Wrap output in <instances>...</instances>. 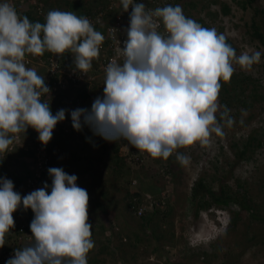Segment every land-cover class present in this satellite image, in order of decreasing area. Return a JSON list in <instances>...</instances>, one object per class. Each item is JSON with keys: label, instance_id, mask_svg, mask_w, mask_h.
I'll use <instances>...</instances> for the list:
<instances>
[{"label": "clouds", "instance_id": "1", "mask_svg": "<svg viewBox=\"0 0 264 264\" xmlns=\"http://www.w3.org/2000/svg\"><path fill=\"white\" fill-rule=\"evenodd\" d=\"M120 3L123 12L131 6L121 48L123 61L107 64L103 95L93 100L90 109L84 104L53 114V100L42 99L51 89L41 72L26 66L25 57L42 56L46 51L57 55L70 52L74 69L87 73L93 60L99 59L105 37L87 17L75 12L50 10L44 23L32 22L8 0L0 2V155L5 157L14 141L28 132L24 148L31 151V142L36 148L44 145L49 163L62 167L66 165L60 163L64 154L58 146H51L53 133L60 130L76 137L87 126L95 136L118 145V140H126L153 158L166 160L176 152L177 161L186 165L190 157L178 149L195 142L209 145L213 133L223 136L224 127L233 126L231 110L218 101L220 81H230L234 63L251 70L260 62L261 52L245 51L237 56L224 34L186 17L182 7L171 0L155 10H146V5L136 0ZM154 18L162 20L168 35L158 31ZM85 85L90 92L92 88ZM66 112L71 122L53 131L65 120ZM117 152L128 163L119 148ZM61 167L47 169L52 178L50 192L44 182L43 187L23 197L28 178L20 194L11 179L0 176V247L15 227V211L22 206L34 214L29 225L32 241L14 249L5 264H88L87 253L94 248L88 222L89 194L77 185L76 175ZM155 200L152 207L157 196ZM143 203L142 212L148 207Z\"/></svg>", "mask_w": 264, "mask_h": 264}, {"label": "rangeland", "instance_id": "2", "mask_svg": "<svg viewBox=\"0 0 264 264\" xmlns=\"http://www.w3.org/2000/svg\"><path fill=\"white\" fill-rule=\"evenodd\" d=\"M8 2L15 7L27 2L40 6L43 4L44 9L58 0H8ZM171 2L174 6L180 5L186 17L194 19L205 28H215L218 33L230 38L237 46V55L245 51L249 53L260 51L261 59L258 64L252 66L251 70H243L234 63L237 83L241 85V91L237 96L243 101L240 103L234 100L229 107L235 123L230 128L224 127L223 136L213 133L209 145L195 142L178 149V152L190 157L188 164L181 165L174 152L166 160L153 158L147 153L140 163L132 165L128 161V163L124 162L123 166H119L112 162L114 142L106 141L103 148L99 136H95L91 144L89 154L92 158L79 154L81 151L76 152L81 156V163L85 166L83 171L78 165L75 170L76 174H83L82 178L85 179L79 187L86 189L89 194L88 222L92 224L91 239L94 241V248L87 253V262L88 264H264L263 222L251 218L249 212L240 210L235 204L225 206L212 204L209 207L211 210L199 209L196 214L197 199L192 200L190 197L192 187L198 180H202L205 186L211 187L216 192L219 191L220 185L234 190L237 184H240L253 211L259 216L264 215V143L262 146L255 145L245 149L244 155H237L243 150L242 142L248 138L250 132L253 130H256L257 134L264 132V49L248 35L251 11L242 9L233 0H171ZM223 4L229 7L228 13L222 12ZM257 5L264 8V0H257ZM42 14L47 15V13ZM220 82L222 86L227 84L223 80ZM222 92L223 87L218 101L224 96ZM97 96L91 91L86 93L88 98L84 100L86 108L90 109ZM64 99L68 100V97ZM61 108L67 109L61 102H57L51 111L55 114ZM74 108L81 106L75 104ZM65 115V120L58 122L53 131L58 125L66 126L71 122L69 112ZM68 126L70 129L71 124ZM76 137L77 142H75L79 147L82 145L80 131L76 133ZM25 139H21V147L25 146ZM19 146L12 145L13 149L10 147V151ZM6 155L5 157L0 155V165L2 159L9 161L10 164L13 163ZM108 159L109 162L111 160L109 166L105 164L108 163ZM149 164L156 167L152 168L154 173L150 170L146 172V175L148 173L152 175V181L140 182L134 174L141 169L139 174L144 175ZM163 164H169L171 174L167 173L161 177L158 174V165ZM130 165L133 170L127 174L125 168ZM117 170L123 171L124 174H116ZM51 180L50 176L43 178L41 173L36 189L43 187L44 182H47L49 185L47 191L50 192ZM140 185L157 187L153 189L151 195H146L148 207L144 209V214L154 208L149 206L150 202L156 201L155 196L163 201L162 206H158L162 218L159 224L162 227L161 229L157 227L158 229L152 233L142 231L141 216L126 205L127 188L135 192L142 191ZM100 191L103 192L102 195L99 194ZM235 211L239 212L238 221L230 228ZM24 213L23 208L15 211L14 220L26 224ZM220 222L227 223L226 227H222L223 224Z\"/></svg>", "mask_w": 264, "mask_h": 264}, {"label": "trees", "instance_id": "3", "mask_svg": "<svg viewBox=\"0 0 264 264\" xmlns=\"http://www.w3.org/2000/svg\"><path fill=\"white\" fill-rule=\"evenodd\" d=\"M235 1L242 9H250L251 11V16H250V24L248 25V30L247 32L249 33V37L253 40V41H257L258 44L263 47L264 49V8H261L257 5V0H233ZM58 3V5H57ZM20 5V4H19ZM15 7L17 12L22 15V16H27L29 18L30 21L32 22H40V23H44L45 22V18L46 16L42 13H48L50 10H61V11H72L75 12L78 16H86V15H91L96 11L99 10H104L107 7V2L106 0H58V2L55 3H50L48 7L46 8H42L43 4L37 5V4H32L29 2H27L26 4L20 5V6ZM39 7V8H38ZM18 8H20L18 10ZM222 12L223 13H228L229 12V7L226 6L225 4L222 5ZM227 38V43H229L230 45H232V47L236 50V54H237V46L233 43V41ZM48 52L46 51L41 57L42 59L45 61V63H47V57H48ZM238 56V55H237ZM66 60L61 59L60 62H64ZM41 75H45L47 76V73L45 74V66H42L40 69ZM43 75V76H44ZM236 72H234V74L232 75L231 79H230V83L227 82V84H230V89L228 87L227 84H224L223 87V94L224 96H222L219 101L221 105H226L227 108L229 109L230 105H232V103L234 102V100L236 102H242L238 99L237 93H240V87L241 85L238 82V80L236 79ZM56 76H58V74H56ZM55 76V77H56ZM54 77L52 76L50 78V82L52 83L54 81ZM235 83V84H233ZM75 91V92H74ZM92 93L95 94V87H92ZM86 93H88V89L86 91V87L84 86H76V87H70L66 90H56L54 92V94L51 97H55V99L52 98V103H50V108L51 110H53V105H56V100L57 102H61L62 104H65L63 106H65L67 109H69V112L72 109H75V104L81 106L84 105V100H87L86 97ZM60 95L62 96V98L60 97ZM65 97H68L67 99H64ZM57 98V99H56ZM238 99V100H237ZM72 108V109H71ZM219 118V116H218ZM30 133H34L33 130L30 131ZM259 134L261 132H258ZM257 134L256 130H253L252 132H250L248 138L242 142V145L244 146L243 150H241L237 155L241 156L245 154V149H248L249 147H254L256 146H262V144L264 143V132L262 134ZM80 135L82 136V145L77 147V141L72 139L75 138L72 133H66V134H62L61 131L59 130L56 133H53L52 139L50 140L54 145L51 146H58L60 148V153L64 154V156L66 155V165L62 166L61 168H63V170H66V172L68 174H74L77 176V179L80 180H85L84 178H82L83 174H76L77 171L75 170L77 168V165L79 167L83 168L85 167L81 161L82 159L80 158L81 156H79L76 152L77 151H81V155L87 157V158H92L91 155L89 154L91 152V144L93 142V138L95 137V135H93V133L91 132V130L87 127L84 126L82 131H80ZM56 136V138L54 137ZM100 138V142H101V146L104 148L106 145V140H104L103 138ZM76 141V142H75ZM256 142V144H255ZM33 144V149L30 151H28L27 149H25L24 147H17L14 150H12L11 152H8L6 157H8V159H10L13 163L15 164L17 167L22 166L24 168H26V170L24 169L22 172L15 174L12 173V171L8 168V165L6 166V164H9V162H2L1 166L2 169L0 170V176H6V177H10L9 179H11L14 183V188L18 187V184L20 183H24L27 177L32 176L34 173V168H29V165H26V162H29V164L34 163L35 158H36V154H35V149H36V145H34V142H31ZM26 144V142H25ZM114 154L112 156V162L114 164H118L119 166H123L124 161L122 157H119L118 155V148L119 145L114 143ZM111 162V160H110ZM109 159H108V166L110 165ZM74 163V164H72ZM136 163V162H134ZM59 164L57 162H53V163H49L48 167H56ZM166 168H162L161 165H158V174L162 177V175H165L167 173L171 174V170L169 169V164H166ZM28 166V167H27ZM59 167V166H58ZM149 168L147 170L144 171V175L142 173L139 174L140 170H137V172L134 174V176H136V178H138V180L140 182H142L143 180H147V181H152L151 178V174L148 173V175H146V172L150 170V172H153V167L156 168L155 166L149 164L148 166ZM133 167L131 166H127L126 169V173L128 174L130 171H132ZM47 169L42 173V177H49ZM152 169V171H151ZM116 171V169H114ZM156 170V169H155ZM25 171V172H24ZM79 171H81L79 169ZM24 172V173H23ZM162 173V174H161ZM174 172H172L173 174ZM116 174H124L123 171H118L116 172ZM148 176V178L146 179V177ZM175 178H176V173L174 174ZM14 178V179H13ZM141 186V185H140ZM126 187H128L126 185ZM157 187L155 186H141V190H138L137 192L132 191V190H128L127 188V196H125L126 199V205L129 209H131L133 212H138L139 208H142L141 205L144 204L143 202H146L147 198L146 195H151L153 193V189H156ZM161 190V187L159 188V191ZM106 193V192H104ZM151 193V194H150ZM100 195L103 194L102 191L99 192ZM191 199H197V204L198 207L196 209V214L198 213L199 209H209L210 205L212 204H216V205H221V206H225V205H231V204H235L236 206H238V208L240 210H245L247 212H249V215L251 218L256 219L258 222H263L264 223V215L259 216L256 214L255 211H253L251 204L249 202V199L247 198L245 192H244V188L243 186H241L240 184H237L236 188L233 190L228 186H221L219 187V191H214L211 189V187L209 186H205L204 183L202 182V180H198L196 182V184L192 187V191L190 194ZM161 201L158 198L157 203L155 204L154 208L150 211H146L144 214V211L141 213V226H142V231L143 232H149L152 233L153 231L157 230L158 228L161 229L162 225L159 224V221L162 220L161 215L159 213V208H158V203H160ZM24 216L25 220H26V224L25 225V231L31 235V231L29 228L30 222L33 218V212L31 209H27L25 210ZM236 213V211H235ZM234 216H232V225L230 228H232L238 221L237 216L239 215V212L236 213ZM158 227V228H157ZM16 228V226H15ZM10 233V232H9ZM8 233V239L11 238L10 234ZM1 249H9L10 248V241L7 242V245H4L3 247H0ZM17 248H20L19 246ZM215 255V254H214ZM0 264H4L2 262H0Z\"/></svg>", "mask_w": 264, "mask_h": 264}, {"label": "built area", "instance_id": "4", "mask_svg": "<svg viewBox=\"0 0 264 264\" xmlns=\"http://www.w3.org/2000/svg\"><path fill=\"white\" fill-rule=\"evenodd\" d=\"M170 0H136V2H143L146 5V10H155L157 7H164ZM4 2V0H0ZM107 7L104 10H99L93 14L86 15L94 29L99 31L104 35L105 40L100 46V56L99 59L93 60L92 68L87 73H79L74 69L72 53L65 52L63 55H57L48 52L47 63L42 59L41 56L27 55L25 57V62L27 67L35 68L37 72H40V68L45 66V83L51 89V94L42 97L43 100L51 102V97L54 92L58 90H66L70 87L83 86L87 84L89 88L95 87V94L98 96L103 95V87L105 80V68L108 63L112 61H123L121 48L123 47V41L126 39V29L129 25V13L131 12V6L128 12H123L120 0H106ZM159 24L158 31L163 35H168L164 29L162 20L159 18H154ZM61 59L66 61L60 62ZM58 74V76H56ZM41 75V74H40ZM42 75V76H43ZM54 77V81L51 83L50 78ZM56 76V77H55ZM88 100V98H87ZM20 138L14 141L13 146L20 142ZM37 139V136L35 137ZM18 141V142H17ZM119 143V154L127 158L131 163L142 162L146 157V151L142 152L134 148L126 140H118ZM12 148V146H11ZM13 149V148H12ZM35 162L33 163L34 171L33 175L29 177L26 181L25 190L22 193V197L33 190H36L37 182L40 178V174L43 173L49 164L50 156L45 151V146L39 144L35 149ZM150 208L152 207V202H150ZM23 207L19 208L21 210ZM143 208H139L138 213H142ZM15 226L10 231L11 238L10 248L1 249L0 248V262L5 264L13 255V250L18 246L22 248L28 245L32 241V237L25 231V226L23 224L17 223L15 221Z\"/></svg>", "mask_w": 264, "mask_h": 264}, {"label": "crops", "instance_id": "5", "mask_svg": "<svg viewBox=\"0 0 264 264\" xmlns=\"http://www.w3.org/2000/svg\"><path fill=\"white\" fill-rule=\"evenodd\" d=\"M29 137V133L28 132H26V134L24 135V137H22L23 138V140H24V138H28ZM77 141V140H76ZM19 146V145H18ZM20 146H22V142H21V145ZM1 156H3V155H1ZM61 160H62V162H60L62 165H65L66 164V162H65V160H66V155L65 156H63V157H61ZM6 162L5 160H3L2 159V162ZM1 162V163H2ZM7 162H9V161H7ZM8 165V168L12 171V173H15V174H18V173H20V172H22L24 169L26 170V168H24V167H22V166H19V167H17L15 164H10V162H9V164H6V166ZM26 165H29V168H31V165L32 164H29V162H26ZM59 166V165H58ZM28 167V166H27ZM2 169V166L0 165V170ZM25 172V171H24ZM23 172V173H24ZM14 179V178H13ZM77 185L78 186H80V183L82 182V180H80V179H77ZM23 188H24V183H20V184H18V187H16V188H14V190L15 191H17V192H19L20 194L22 193V191H23ZM10 234V233H9ZM7 242H9V239H8V234L6 235V244L5 245H7Z\"/></svg>", "mask_w": 264, "mask_h": 264}]
</instances>
